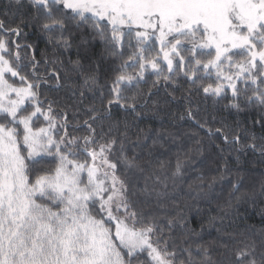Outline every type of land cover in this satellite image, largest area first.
Instances as JSON below:
<instances>
[{"label":"snow or ice","instance_id":"obj_1","mask_svg":"<svg viewBox=\"0 0 264 264\" xmlns=\"http://www.w3.org/2000/svg\"><path fill=\"white\" fill-rule=\"evenodd\" d=\"M25 29L43 33L51 54ZM73 29L87 30L112 61L103 88L98 65L85 73L79 59L61 58ZM153 76L145 95L172 87L168 101H183L177 119L206 134L223 172L235 153L264 157V135L229 128L201 108L227 99L237 113L264 109V0H10L0 12V264H264V225L228 232L221 209L208 217L218 235L205 241L204 225L191 227L176 203L193 161L177 153L168 173L129 136L119 110L138 118L147 101L127 93ZM179 80L189 87L178 98ZM65 89L73 103L61 107ZM86 94L99 103L85 105ZM179 135L203 151L198 132ZM196 189L188 195L207 197Z\"/></svg>","mask_w":264,"mask_h":264},{"label":"trees","instance_id":"obj_2","mask_svg":"<svg viewBox=\"0 0 264 264\" xmlns=\"http://www.w3.org/2000/svg\"><path fill=\"white\" fill-rule=\"evenodd\" d=\"M10 3V0H0V12L5 9V6ZM28 11H32L29 7ZM29 33L27 40L32 43L40 51L47 49L48 54H51V48L47 46V39L43 33L34 29H25ZM73 46L63 53L61 56L66 62L68 59H79L84 64V72L91 71L92 68L99 66L100 79L97 87L103 88L110 77V68L112 61L104 57V48L98 40L90 38L89 33L85 29H73ZM39 58V52L37 53ZM151 77L148 83H142L138 89H133L127 94L129 96L136 94L139 99L137 103H143L145 100L147 104L144 108L137 107V112L140 116L137 118L131 112L125 113L119 110L121 116H127L129 123V136L132 140H136L139 136L141 143L145 145L144 153H151L153 164L159 168V162H165V168L168 173L174 170L177 153L181 154L183 159L185 155L189 157L193 163L186 166L185 179L178 181L179 189L182 190L179 199L176 203L180 210L187 217L190 226L199 230L200 225L203 224L206 231L202 233L205 241L214 240L218 233L213 227L208 224L209 216L223 215L227 211L228 216L225 218V230L233 232L236 230H244L245 225H254L257 228L264 225V157L251 150H246L243 153H235L229 156V167L231 172L225 173L221 170L223 161L220 159L219 153L215 145L208 142V138L203 131L195 128L191 122L179 121L177 116L183 114V101L178 103H171L168 101L167 93L172 92V87H165L163 83L159 85V90L153 89L155 94L147 97L145 94L152 88ZM72 87L79 88L83 83L82 79H74L69 81ZM178 83L182 85L180 91H176V97H180L183 89L189 87L184 80H179ZM62 91L58 96L62 99L64 104H71L73 101L69 99L70 92L65 95ZM53 95L52 93H47ZM105 94L107 91L105 90ZM87 98L84 104L99 103L98 99L93 101L92 95L86 94ZM155 102V103H154ZM229 101L227 99L217 101L215 99H208L201 104L202 114H211L217 121L223 120L229 128H236L240 126L247 128L249 132H254L257 137L264 135V128H261L255 122L261 120V113L264 109L258 106H248L243 108V111L237 113L235 110H229L225 107ZM199 119V117H197ZM181 125V127H177ZM213 127H220L219 123L211 125ZM198 132L202 138V152H198L200 147L196 144L195 139H189L187 136L179 135L186 131ZM166 132L177 133L178 138L173 142V138L166 135ZM147 137V140H145ZM216 143L221 144L218 138ZM153 140L156 143L153 144ZM261 143L259 139L256 141ZM141 151V149H137ZM238 156L239 158H234ZM158 158V159H157ZM203 175L204 179L200 180L197 177ZM163 179V175L161 176ZM215 179V183H213ZM212 183V188L207 187ZM239 183V191H234L233 184ZM203 184L202 189H196V186ZM197 191L208 193L207 197L193 199L188 195L189 186ZM171 207V205H169ZM171 214V213H169ZM231 224V226H228ZM215 227H220L217 224Z\"/></svg>","mask_w":264,"mask_h":264}]
</instances>
